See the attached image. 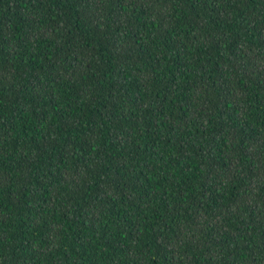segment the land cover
Returning <instances> with one entry per match:
<instances>
[{
    "label": "trees",
    "instance_id": "trees-1",
    "mask_svg": "<svg viewBox=\"0 0 264 264\" xmlns=\"http://www.w3.org/2000/svg\"><path fill=\"white\" fill-rule=\"evenodd\" d=\"M0 264H264V0H0Z\"/></svg>",
    "mask_w": 264,
    "mask_h": 264
}]
</instances>
